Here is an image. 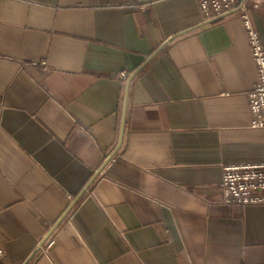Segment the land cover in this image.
<instances>
[{
	"label": "crops",
	"instance_id": "0c3cea01",
	"mask_svg": "<svg viewBox=\"0 0 264 264\" xmlns=\"http://www.w3.org/2000/svg\"><path fill=\"white\" fill-rule=\"evenodd\" d=\"M257 79L197 0H0V264H264V205L220 188L264 162Z\"/></svg>",
	"mask_w": 264,
	"mask_h": 264
},
{
	"label": "built area",
	"instance_id": "2783aa9c",
	"mask_svg": "<svg viewBox=\"0 0 264 264\" xmlns=\"http://www.w3.org/2000/svg\"><path fill=\"white\" fill-rule=\"evenodd\" d=\"M199 9L206 21L216 22L219 19L238 14L243 20L255 61L258 75L257 82L247 94L251 112V127L264 129V46L259 31L249 17L250 9H257L264 0H197ZM42 64H45L43 61ZM220 184L222 202L234 205H264V162L251 164L225 165ZM55 244L49 237L42 249L46 253Z\"/></svg>",
	"mask_w": 264,
	"mask_h": 264
},
{
	"label": "water",
	"instance_id": "95a60500",
	"mask_svg": "<svg viewBox=\"0 0 264 264\" xmlns=\"http://www.w3.org/2000/svg\"><path fill=\"white\" fill-rule=\"evenodd\" d=\"M98 173H99V172H98ZM98 173H97V174H98ZM97 174H96V175H97ZM96 175H95V176H96ZM95 176H94V177H95ZM94 177H93L91 180H93ZM91 180H90V182H91ZM89 185H90V183H89ZM89 185H88L83 191H81V193H80L79 195H81V194H82V193H83V192L89 187ZM50 233H51V232H50ZM43 241H44V240H43ZM43 241L40 242V245L43 244ZM40 245H39V247L36 249V251L40 248Z\"/></svg>",
	"mask_w": 264,
	"mask_h": 264
}]
</instances>
